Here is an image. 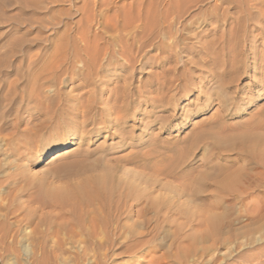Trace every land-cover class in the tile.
Returning a JSON list of instances; mask_svg holds the SVG:
<instances>
[{
  "label": "rangeland",
  "instance_id": "1",
  "mask_svg": "<svg viewBox=\"0 0 264 264\" xmlns=\"http://www.w3.org/2000/svg\"><path fill=\"white\" fill-rule=\"evenodd\" d=\"M151 1L171 0H0V264H264V153L243 141L256 126L264 133V0L181 1L152 45L130 47L146 63L129 79L154 100L130 103L125 137H111L119 127L98 116L97 131L49 134L46 109L89 82L92 97L105 99L122 80L119 63L72 80L83 65L74 57H121ZM233 62L242 72L224 89L241 105L226 113L212 73ZM61 140L54 157L45 142ZM82 158L87 171L60 174ZM94 175L116 180V204L55 201L54 190L72 192Z\"/></svg>",
  "mask_w": 264,
  "mask_h": 264
},
{
  "label": "bare ground",
  "instance_id": "2",
  "mask_svg": "<svg viewBox=\"0 0 264 264\" xmlns=\"http://www.w3.org/2000/svg\"><path fill=\"white\" fill-rule=\"evenodd\" d=\"M181 1H185V0H171L167 5H163L162 4L161 6H160V3L158 1H155V2L151 1L150 8H148L147 10H144L142 12H138V14L135 17L140 20V24L137 25V26H133V27H131L130 23H128L126 25V27H131L134 30L133 31L131 30L133 32V35L130 34V35H132L130 37L131 38L130 39L131 40V42H130L131 45L129 47L126 46L125 44L121 45V47L123 48L122 52L120 53L121 57H118V56H115V55H112V54L109 55V56H102V55H100L98 53L97 54H86L84 59H81V57L79 55H76L74 57L75 61H81L82 60L83 65H82L81 69H77V70L74 69L75 71H73L72 74H71L72 75V80L75 77H78L80 75H83L84 77L91 79L94 73L95 74L97 73V76L98 75H103L104 76V75H106L105 72L108 71V68L107 67L103 68V67L106 66V65L108 66L110 64H114V63H119V70H118L117 74H119L121 72L120 73L121 74L120 77H121L122 80H121V83L119 85H116L113 89L109 90V94H108V96L105 99H102L101 96H99V98L92 97L93 96L92 93L97 91L96 90L97 86L94 87L95 85H93L92 82H89V84H90V86H88V87H90L89 89H87L85 92H82V93H80V94H78L76 96H73L71 98H67L66 99L67 102H66V104L63 107H58V108L49 107L48 109H46L45 110V115L47 116V119L49 121L47 123V126L52 128L49 131V134L53 133V135H54L56 133L58 135L59 133H61V131L63 132V130L65 132H67V133H70L71 131H74L75 128L81 127L82 130L79 133H81V135H84L85 133H89L91 131H94L95 129L97 131L98 129H97V125L96 124L99 123V125L101 124V125L106 126V127H108V126L113 127V126L117 125L119 128H117L116 130H112L111 131L112 133H111L110 136L111 137L119 136L120 138L125 137L127 131L124 128V126L122 125L121 122H124L126 116L129 113V105H130V103L135 101V99H137L139 96H144L145 97V101L149 105H152V101L154 100L152 96H148L149 95L148 93L151 92V90H149V89H140V87H135V86L132 85V82L129 79V77H133L132 75H134V71H135V67H136L135 63H137V61H139L141 64L142 63H146L144 61L145 59L143 60V58H141L140 56H139L140 58H137L136 55L135 56L132 55L130 53V50H131L130 47H132L133 44H135V42H137V44H138L137 45V50H141L146 45L148 46V44H151L150 41H151L153 35L154 34H156V35L160 34V29L163 26L161 28H159V26L162 25L163 22L167 20L169 15H171L172 13H174V12H176V11H178L180 9L179 6H180ZM128 21H129V19H128ZM112 25H114V24H112ZM171 27H172V23L171 22H167V24L165 25L164 31H170ZM139 33L141 34V36L139 35L140 38L135 36L136 34L138 36ZM164 46H166V45L161 44L159 46V48H163ZM231 46L232 45L229 43L227 48L230 49ZM163 49H165V48H163ZM84 50H86V49H84ZM186 50L188 52H192V50L189 47H186ZM203 53L206 55V57H208V59H207L208 61H210V60L212 61L213 60V62H215V59H216L215 56H216L217 52L215 51V49L212 48L211 45H208L206 47V51L205 52L203 51ZM119 61H121V62H119ZM96 67H99L100 70H96ZM101 68H103V69H101ZM240 72H242V71L238 67V64H235V62H233L232 64L227 63L226 66L224 67V69L221 72H216V71H214L213 73L211 72L212 73V80H214V78H215V80L218 82L219 86L221 85V89L223 91L222 93H216V98H217L216 100L218 101V106H219L220 110L223 111V112L227 113V111H231V108L239 107L241 105V104H239L238 101H235L233 99V96L230 97V95L224 89L226 87L227 88L231 87V83L236 80V77H238L237 74H239ZM253 77H255V75H253ZM246 84H248V85H254L255 84L256 85V80H254L252 78ZM224 85H226V86H224ZM97 89H99V88H97ZM102 92H103L102 90H98V93L102 94ZM86 93H89L87 99H85V101L84 100L83 101L80 100ZM233 93H236V95L239 96L240 89L234 90ZM206 98H207V100L205 99L206 102L210 103L209 102V101H211L210 96H209V98H208V96ZM65 114H67V115L71 114L74 117H73V119H70V120L68 119L67 121H62L60 117L62 115H65ZM97 116L99 117V119H102V120H100V122H98L96 120ZM151 122H152V120H151ZM151 122H150V125L152 124ZM260 122H261L260 125L264 128V121H260ZM54 125H58L59 126L60 130L58 132H54V129H55ZM89 125H92V127L87 128ZM85 128H87V129H85ZM255 128H256V132H254V133L248 135L247 137H245L243 141H244V143H248L250 146L255 147V149H258L259 151H262L264 153V133L263 134L259 133L261 130H258L259 132H257V129H260L259 126H256ZM232 144H234V143H232ZM239 144H241V142ZM63 145H64V143H63L62 140L61 141H56L54 143H52L51 141H49V142L46 141L45 142L46 149H49V148L53 149L54 155H55L54 157H58L61 154L60 153V149H61V147ZM227 145H229V144H227ZM130 153H131V151H130ZM238 153H240V151ZM130 156H126L125 155L124 157L125 158H129L130 157L131 160H133V159L136 160L135 158L137 157V154L136 155H130ZM117 157H119V156H117ZM127 160H129V159H127ZM257 160H259V158H257ZM107 161H105V162L107 163ZM115 163L116 162H114V164ZM87 164H88V162L84 158L82 161H79V162L77 161L74 164L73 163H69L68 165H66L65 168L59 169V171H60V174L63 173L66 176L74 175V174H76L77 172H79L81 170L87 171L89 169V167H87L88 166ZM91 176L90 177H86V179H84V182H81L78 185H76V187L74 188V190H72V192L70 190H68V189H64V190L56 189V190H54L55 193H54L53 196L56 195V198H59L58 200H55L56 198L54 200L57 202V201H59L61 199L59 201V203H60L62 201V199H63L66 203L68 202V203H72L73 204L75 202L76 203H79V202L81 203V202H83L85 200H89V199H92V198L103 199V201L104 202L106 201V203L109 200L115 199L114 197H116V195H117L116 193L118 191V190L116 191L117 187L114 185L116 180L114 181V183H112L113 181H110V180L105 179L103 177H101V178H103V179H101L99 177L97 178L96 175H94L96 177H91ZM231 176H233V175L230 174L226 178L230 179ZM118 181H119V179H118ZM122 183L124 185V182H122ZM120 187H121V185H120ZM122 189L124 190V188H122ZM120 190H121V188H120ZM126 190L128 191V189H126ZM126 190H125V193H126ZM44 194H46V193L44 192ZM121 199H122V197H121ZM121 199H118V200L121 201ZM90 201H93V200H90ZM113 201L115 202V200H113ZM66 203H64V206H65ZM115 204H116V202H115ZM86 205H87V203H86ZM103 206H104V203H103Z\"/></svg>",
  "mask_w": 264,
  "mask_h": 264
}]
</instances>
